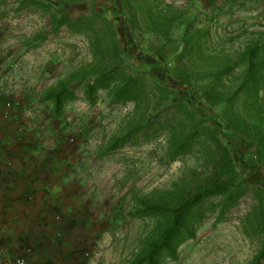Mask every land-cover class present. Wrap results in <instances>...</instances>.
I'll list each match as a JSON object with an SVG mask.
<instances>
[{
	"label": "rangeland",
	"instance_id": "obj_1",
	"mask_svg": "<svg viewBox=\"0 0 264 264\" xmlns=\"http://www.w3.org/2000/svg\"><path fill=\"white\" fill-rule=\"evenodd\" d=\"M0 59V119L43 186L0 203V264H138L199 197L159 264L255 263L264 0H0Z\"/></svg>",
	"mask_w": 264,
	"mask_h": 264
},
{
	"label": "crops",
	"instance_id": "obj_2",
	"mask_svg": "<svg viewBox=\"0 0 264 264\" xmlns=\"http://www.w3.org/2000/svg\"><path fill=\"white\" fill-rule=\"evenodd\" d=\"M3 121L4 119H0V203H5L7 208L11 207L10 209H22L21 206L27 205L30 201V208H32L36 201L31 198V195L39 192L37 188L43 186L27 182L28 176H31L28 171L27 158L24 160L19 156L21 153H17L20 146L17 142L18 139L11 137V130L15 131L18 125L14 121H10L11 124H4ZM10 167L12 170H9ZM42 174L44 172L39 171L34 176H42ZM14 203H17L18 206H10Z\"/></svg>",
	"mask_w": 264,
	"mask_h": 264
},
{
	"label": "trees",
	"instance_id": "obj_3",
	"mask_svg": "<svg viewBox=\"0 0 264 264\" xmlns=\"http://www.w3.org/2000/svg\"><path fill=\"white\" fill-rule=\"evenodd\" d=\"M69 18L64 17L62 21H60L61 26H67L69 24ZM264 65V62L260 64ZM134 81V80H132ZM110 86L109 83V77L108 76H102L95 79L92 83L87 84L85 86V95L87 98L92 99L93 94L99 91L103 88H108ZM138 92V91H137ZM73 91L70 89H62L60 93H58L53 99H55L56 102V109L60 110L63 108L67 102H71L75 99L73 95ZM115 101L121 102L128 99H132L133 97L127 96L126 94V87L119 89L115 94ZM186 146L183 145L180 147V149H184ZM221 192H218V190L214 191L213 193H208L210 195H218ZM223 193V192H222ZM204 197H199L194 201V204H192V207H185L182 210L181 218H176L174 224L169 228L167 231L163 241L159 245L153 246L152 250L149 252L148 256L144 259H142L138 264H159L160 263V257L162 253H165L166 256L170 257L173 255L172 250L170 249L171 243L176 240L177 238L181 237L182 235L186 234V231L184 227L180 223V221H184L186 224L190 223L189 217L191 216L192 209L203 199ZM191 206V205H190ZM226 206V205H225ZM227 206L225 207V209ZM151 212H155L153 214H158L159 210H153ZM200 216V215H198ZM191 237H194V234L191 235ZM264 261V250L257 256L254 264H261Z\"/></svg>",
	"mask_w": 264,
	"mask_h": 264
},
{
	"label": "built area",
	"instance_id": "obj_4",
	"mask_svg": "<svg viewBox=\"0 0 264 264\" xmlns=\"http://www.w3.org/2000/svg\"><path fill=\"white\" fill-rule=\"evenodd\" d=\"M2 67V62H1V59H0V68ZM7 107L8 108H10L11 107V105L10 104H8L7 105ZM17 264H31L30 262H28L27 260H25V259H19L18 261H17Z\"/></svg>",
	"mask_w": 264,
	"mask_h": 264
}]
</instances>
